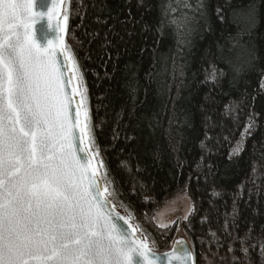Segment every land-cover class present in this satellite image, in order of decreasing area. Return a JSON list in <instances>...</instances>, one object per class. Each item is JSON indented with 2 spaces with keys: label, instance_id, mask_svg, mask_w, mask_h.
I'll return each mask as SVG.
<instances>
[{
  "label": "trees",
  "instance_id": "obj_1",
  "mask_svg": "<svg viewBox=\"0 0 264 264\" xmlns=\"http://www.w3.org/2000/svg\"><path fill=\"white\" fill-rule=\"evenodd\" d=\"M67 16L111 198L165 251L179 229L154 216L186 193L195 264H264V0H68Z\"/></svg>",
  "mask_w": 264,
  "mask_h": 264
},
{
  "label": "snow or ice",
  "instance_id": "obj_2",
  "mask_svg": "<svg viewBox=\"0 0 264 264\" xmlns=\"http://www.w3.org/2000/svg\"><path fill=\"white\" fill-rule=\"evenodd\" d=\"M64 2L53 0L47 13L61 36L42 48L34 0H0V264H134V253L161 264L114 210L98 170L87 88L65 44ZM247 15L255 19L252 5ZM183 253H165V264H192V252Z\"/></svg>",
  "mask_w": 264,
  "mask_h": 264
},
{
  "label": "water",
  "instance_id": "obj_3",
  "mask_svg": "<svg viewBox=\"0 0 264 264\" xmlns=\"http://www.w3.org/2000/svg\"><path fill=\"white\" fill-rule=\"evenodd\" d=\"M68 0H65L64 4L61 5L60 7V15H67V5H68ZM53 0H34V11L41 14L37 19V22L33 26V31L35 33L34 38L36 39L37 43L40 44L42 48H45L48 46L49 42L56 43L58 42L61 33L59 31V28L55 23H52L49 18L47 13L50 11L52 7ZM66 37V31L64 33V39ZM116 212L119 214L125 216L126 218L127 215L120 209H118L115 206L114 209ZM129 219V218H128ZM130 223L136 227V225L129 219ZM136 235L144 242L147 244L145 239L141 237L139 234L137 227H136ZM180 241H183L184 244L183 246L179 244ZM148 245V244H147ZM150 250H153L149 247ZM175 250H178L180 254H184L183 251L185 250H190L192 252L193 256V261L192 264H195L194 261V252L192 249V246L190 242L186 238H178L176 239L171 247L165 251H155L160 257H161V264H165L166 262V257L164 256L165 253H171ZM133 262L134 264H143V258L139 256L138 254L134 253L133 254ZM173 264H179L178 261H174Z\"/></svg>",
  "mask_w": 264,
  "mask_h": 264
},
{
  "label": "rangeland",
  "instance_id": "obj_4",
  "mask_svg": "<svg viewBox=\"0 0 264 264\" xmlns=\"http://www.w3.org/2000/svg\"><path fill=\"white\" fill-rule=\"evenodd\" d=\"M95 146H96V144H95ZM100 161H102V160L100 159V157H98L97 158V167H98V170L101 172V174L104 175L105 171L103 169V163L101 164ZM108 187H109V190L112 191L111 185L109 183H108ZM113 203L118 209L122 210L127 215V217L136 225L139 234L141 235V237H143L145 239L148 246L151 249L158 251V246H157L152 234L149 231H147L146 229L142 228L139 224H137L134 221L133 214L130 213L124 207H122V205L119 202H116L115 200H113ZM193 207H194V205H193V202H192V199L190 198V196H188L186 193L178 194V195L174 196L173 198H171L166 203V205L155 214L154 221L158 226H160L161 223H164L167 225L176 224L177 228L179 229L177 237L178 238H182V237L186 238L184 236V233H183L182 222L185 219V217H187L188 214L193 210ZM178 238H176V239H178ZM212 258L213 257L208 258V259L206 258L207 259L206 264H214L215 260Z\"/></svg>",
  "mask_w": 264,
  "mask_h": 264
}]
</instances>
